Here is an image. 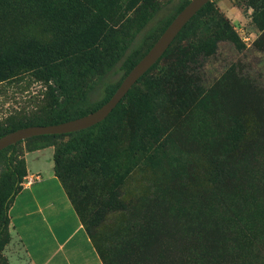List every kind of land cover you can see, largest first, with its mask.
I'll return each mask as SVG.
<instances>
[{
	"label": "rangeland",
	"instance_id": "374dc122",
	"mask_svg": "<svg viewBox=\"0 0 264 264\" xmlns=\"http://www.w3.org/2000/svg\"><path fill=\"white\" fill-rule=\"evenodd\" d=\"M177 2L160 0L161 14ZM211 2L223 33L210 31L203 54L194 35L174 44L104 120L93 159L59 178L104 264H211L207 251L220 264H264V0ZM129 23L113 27L115 39ZM87 52L62 72L72 101L93 105L122 71L85 95ZM195 53L182 74L183 54ZM46 91L29 75L0 83V120L44 113ZM45 148L40 159L50 162L55 146ZM13 152L25 165L27 144ZM215 165L229 170L218 184L209 181Z\"/></svg>",
	"mask_w": 264,
	"mask_h": 264
},
{
	"label": "trees",
	"instance_id": "16d2710c",
	"mask_svg": "<svg viewBox=\"0 0 264 264\" xmlns=\"http://www.w3.org/2000/svg\"><path fill=\"white\" fill-rule=\"evenodd\" d=\"M188 1L178 0L172 12L164 16L160 0H0V83L29 75L42 81L47 90V110L44 113L17 118L21 111L15 110L3 116L0 136L25 126L63 122L99 108ZM132 13L135 15L130 18ZM125 21H129V25L115 39L113 27L118 30ZM34 27H38L37 37L31 33ZM224 28L223 16L209 1L185 24L160 59L168 56L174 44H180L192 35L196 38V48L203 54L204 41L210 31L221 34ZM103 44V49L95 53ZM86 51L88 57L80 59L86 63L82 71L89 80L85 95L115 69L122 71L117 81L104 85L103 96L93 105L72 101L62 72L71 57H81ZM196 58L197 53L183 54L178 65L180 72L186 75L188 64H194ZM104 120L86 129L66 134L37 135L16 144L25 142L27 151L55 146L53 171L60 178L79 168L80 162L87 163L93 159ZM233 139L237 142L239 136H233ZM14 146L0 150V242L8 232L9 205L26 176L25 165L13 154ZM70 155L74 160H68ZM228 174L226 167L215 165L209 173V181L221 183ZM204 255L211 264L221 263L211 251Z\"/></svg>",
	"mask_w": 264,
	"mask_h": 264
},
{
	"label": "crops",
	"instance_id": "0c3cea01",
	"mask_svg": "<svg viewBox=\"0 0 264 264\" xmlns=\"http://www.w3.org/2000/svg\"><path fill=\"white\" fill-rule=\"evenodd\" d=\"M45 149L24 155V178L33 179L8 208L7 264H104L53 171V150L50 162L41 161ZM29 154H34L31 163Z\"/></svg>",
	"mask_w": 264,
	"mask_h": 264
},
{
	"label": "water",
	"instance_id": "95a60500",
	"mask_svg": "<svg viewBox=\"0 0 264 264\" xmlns=\"http://www.w3.org/2000/svg\"><path fill=\"white\" fill-rule=\"evenodd\" d=\"M209 1L211 0H189L169 22L152 46L124 76L110 98L99 108L83 116L63 122L47 125H30L12 130L0 136V150L33 136L43 134H66L86 129L103 121L137 80L160 59L185 24Z\"/></svg>",
	"mask_w": 264,
	"mask_h": 264
},
{
	"label": "built area",
	"instance_id": "2783aa9c",
	"mask_svg": "<svg viewBox=\"0 0 264 264\" xmlns=\"http://www.w3.org/2000/svg\"><path fill=\"white\" fill-rule=\"evenodd\" d=\"M32 179V177L24 178V180L22 181V185L31 183Z\"/></svg>",
	"mask_w": 264,
	"mask_h": 264
}]
</instances>
